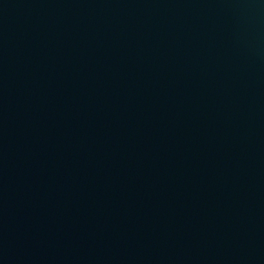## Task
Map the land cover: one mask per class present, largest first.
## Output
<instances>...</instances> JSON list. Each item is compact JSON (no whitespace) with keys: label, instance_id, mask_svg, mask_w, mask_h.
Listing matches in <instances>:
<instances>
[{"label":"water","instance_id":"1","mask_svg":"<svg viewBox=\"0 0 264 264\" xmlns=\"http://www.w3.org/2000/svg\"><path fill=\"white\" fill-rule=\"evenodd\" d=\"M0 264H264V0H0Z\"/></svg>","mask_w":264,"mask_h":264}]
</instances>
